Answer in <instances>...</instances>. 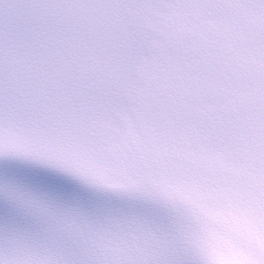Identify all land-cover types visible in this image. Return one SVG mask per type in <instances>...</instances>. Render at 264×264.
I'll return each mask as SVG.
<instances>
[{
    "label": "snow or ice",
    "instance_id": "6c2138e0",
    "mask_svg": "<svg viewBox=\"0 0 264 264\" xmlns=\"http://www.w3.org/2000/svg\"><path fill=\"white\" fill-rule=\"evenodd\" d=\"M0 264H264V0H0Z\"/></svg>",
    "mask_w": 264,
    "mask_h": 264
}]
</instances>
